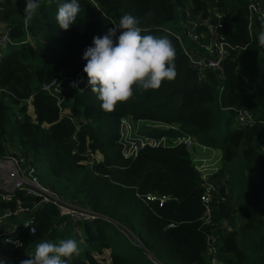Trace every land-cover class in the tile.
I'll return each instance as SVG.
<instances>
[{
    "label": "trees",
    "instance_id": "obj_1",
    "mask_svg": "<svg viewBox=\"0 0 264 264\" xmlns=\"http://www.w3.org/2000/svg\"><path fill=\"white\" fill-rule=\"evenodd\" d=\"M40 3L34 17L26 20L24 0H0V29L12 41L0 45V155L9 143L32 156L33 162L46 163L63 183L60 191L54 188L68 202L100 217L81 224V237H73L72 226L53 205L33 206L38 199L20 193L12 200H0L1 215L13 211L15 198L20 197L30 208L23 220L35 227L34 233H21L23 242L11 249V255L17 258L44 240L73 238L80 252L68 264H100L106 251L110 264H210L207 237L214 233L218 264H264L260 217L264 216V46L257 40L260 26L248 30L249 0H79L80 12L68 30L56 22L55 2ZM212 7L221 13L219 19L210 15ZM125 13L138 18L142 34L169 37L176 49L177 76L158 90L134 86L127 102L105 112L87 84L82 55L94 35L105 34ZM198 17H209L213 25L220 21L218 33L235 46L223 59L221 71L194 64L176 37L185 39L186 21ZM200 30L205 29L199 26ZM54 79L63 81L62 112L56 94L42 89L43 83ZM72 79H82L79 89L69 86ZM241 107L253 111L249 126L235 122ZM223 111L229 115L222 122ZM69 116L77 119V126ZM126 117L157 124L143 131L149 136L190 135L219 149L218 173L225 168L230 181L239 186L241 202L250 199L239 229L232 225L229 186L223 184H218L212 202L211 221L202 220L203 182L183 143L146 147L126 159L118 142L120 121ZM95 153L100 159L85 164ZM250 170L255 172L252 185L260 208L249 193L246 171ZM218 173L213 177L216 183ZM148 194L167 199L160 206L157 200H146Z\"/></svg>",
    "mask_w": 264,
    "mask_h": 264
},
{
    "label": "built area",
    "instance_id": "obj_2",
    "mask_svg": "<svg viewBox=\"0 0 264 264\" xmlns=\"http://www.w3.org/2000/svg\"><path fill=\"white\" fill-rule=\"evenodd\" d=\"M248 30L252 31L255 24L260 28H264V0H249L248 4ZM210 15H214L218 19L221 17V13L212 7ZM203 26L205 30L197 32V28ZM222 26L218 21L214 25L210 22L209 17L201 19L200 17L194 19H188L184 25V29L187 30L185 39L180 35H176L178 41L181 43L185 54L189 59L197 64L201 69L210 68L215 71H221L223 59L229 55V52L235 49L230 42L226 41L224 36L218 33V29ZM119 31L117 32V35ZM203 34L209 39L208 43L203 42ZM6 43H12L10 38L4 32L3 28L0 29V45ZM188 44L191 49L185 48ZM196 46L199 49H196ZM195 50H194V49ZM78 81V79H72L71 82ZM62 80L54 79L49 83H43L42 89L50 94L55 93L58 97L57 106L60 112L63 111L62 101L64 99L62 93ZM68 119L73 123L78 124L77 119L69 116ZM235 122L241 126H249L253 123V111L248 107H241L235 116ZM157 126V124H154ZM165 128H173V126L163 125ZM180 143H183L185 147L192 152V160L194 162L196 170L200 173L202 178L203 191L200 195V201L204 207L202 220L206 223L211 221L212 202L216 198L219 185L216 183V179L213 178L220 169L219 162L221 156H217L214 153V149L210 146L204 145L196 140L193 136L185 135L181 137ZM120 150L122 155L127 158H135L138 153L146 147H159L165 146V137H153L147 134H138L133 129L130 121L127 118H122L119 125V140ZM99 155L89 154L85 164L92 165L94 161L99 160ZM17 193L23 196H30L37 198L38 201L33 205L48 203L53 205L60 217L65 222H68L74 230H79L80 225L86 221H92L98 217L99 214L90 211L87 208L78 206L68 202L62 197L59 192L52 186L45 185L40 181L39 172L34 165L32 156L24 155L17 149H6L5 153L0 155V200H12ZM15 209L4 210L7 221V225L3 228L0 227V236L3 242L9 246L6 253L2 248L0 258L5 259L7 264L18 263L19 260L26 259L28 253L23 251L17 258L11 255L12 248L19 246L23 242L21 233L28 231L30 233L35 232V227L32 225V221L29 219L21 220L16 224L10 223L11 217H17V215H26L29 213L30 208L24 207L20 197L15 198ZM167 199V196H157L154 194L146 195V200H157L161 206ZM218 235L211 233L207 237L206 256L210 264H218V248H217ZM110 260V258H109ZM20 264V263H19Z\"/></svg>",
    "mask_w": 264,
    "mask_h": 264
},
{
    "label": "clouds",
    "instance_id": "obj_3",
    "mask_svg": "<svg viewBox=\"0 0 264 264\" xmlns=\"http://www.w3.org/2000/svg\"><path fill=\"white\" fill-rule=\"evenodd\" d=\"M57 5L55 15L59 28L68 30L80 12L79 0H48ZM23 13L31 20L41 7L40 0H24ZM147 15H151L148 13ZM135 16L125 13L119 23L108 28L103 35H94L91 45L83 51L86 62L82 71L87 84L101 101L105 112L115 110L118 103L127 102L134 94V86L141 91L158 90L162 83L176 78V49L167 35L144 33ZM119 34L117 35V32ZM258 44L264 46V28L258 33ZM82 79L70 83L78 88ZM80 252L76 239L44 240L20 264H68ZM0 264H7L0 258Z\"/></svg>",
    "mask_w": 264,
    "mask_h": 264
},
{
    "label": "rangeland",
    "instance_id": "obj_4",
    "mask_svg": "<svg viewBox=\"0 0 264 264\" xmlns=\"http://www.w3.org/2000/svg\"><path fill=\"white\" fill-rule=\"evenodd\" d=\"M179 28H180V25H179ZM211 39L212 38L209 39L206 35L203 34V42L204 43H208ZM185 48L191 49V47L188 44H186ZM228 115H229V112L223 111L221 121L223 122ZM222 122H220V124L218 126V129L220 128ZM130 123H131V125H132V127H133V129L135 130L136 133H137V130L139 131V130H144L145 129V126H143V127H137V125L135 123H132V122H130ZM6 145H7V150L8 149H11V150L14 149V146L13 145H11L9 143H7ZM262 152H264V147H262ZM34 165L37 167V170L39 172L40 181L43 184L49 185V186H52V187H55L58 191H60L62 189L63 183L60 180H57L54 176H52V174L50 173L49 168H48V166H47L46 163L37 164L36 162H34ZM219 170H221V167H220ZM219 173H220V171H219ZM226 174H227V176L229 175V173L224 168L221 171V175L220 174L218 175V179L220 181V182H218V184H223L225 186H229L228 187V191H227L228 193H227V196L226 197L229 200V202L231 203L232 208L234 210V212H233V221H232L233 224L232 225L234 226L235 229L238 230L239 227L243 224V220L245 219V217H244V214L246 213L245 204L247 202H250V199H247L245 201V204L243 202H241V198L239 197V194H240V192H239V186L238 185H235V183L233 182V180L229 181L230 182V185H228V181L226 180L227 179L226 178ZM246 175H247V180H248V183H249V193H250L251 196L253 194V196L255 197V200L256 201L254 200L253 196H252V200L255 202L256 207L257 208H260L261 207L260 206V203H259V201H257L258 200L257 199L258 198V194H257L258 192H257V190L252 185V183L253 182L255 183V181H256V177L254 176L255 175V172L254 171H251V170L250 171H246ZM229 176H228V178H229ZM230 178H231V176H230ZM255 194H256V196H255ZM62 196L64 198H66L64 195H62ZM257 211H259V213H262L260 210H257ZM4 214H5V212H2L1 213V215H0V222L3 221L6 218L4 216ZM252 214H254V213H252ZM254 215H255V217L259 216L257 214H254ZM24 216L25 215H22V219L24 218ZM260 217L262 219H264V216L262 214H261ZM79 234H80V228H79V231H77V236H79ZM71 235L73 237H76V230H73V232L71 233ZM80 237L81 236H79V238ZM2 248L4 249V252L6 253V251L9 248V246H7V244L4 243L3 242V239L0 237V250ZM0 254H1V251H0Z\"/></svg>",
    "mask_w": 264,
    "mask_h": 264
},
{
    "label": "crops",
    "instance_id": "obj_5",
    "mask_svg": "<svg viewBox=\"0 0 264 264\" xmlns=\"http://www.w3.org/2000/svg\"><path fill=\"white\" fill-rule=\"evenodd\" d=\"M130 122H132V123H135L136 125H137V127H143V126H145V129L146 128H152L153 126H156V125H154L155 123H153V122H151V121H137V122H134V121H132L130 118H128V117H126ZM144 124V125H143ZM160 126V125H159ZM163 126V125H162ZM144 129V130H145ZM119 130V129H118ZM144 130H137V133L138 134H144ZM145 135V134H144ZM165 137V136H164ZM182 138L181 137H176V138H166L165 137V143H166V145H175V144H178V143H180ZM214 149V153H215V155H217V156H221V151L219 150V149H215V148H213ZM192 153V152H191ZM97 154V153H96ZM97 155H99V154H97ZM99 157H101L100 155H99ZM221 165H222V163H221V160H220V162H219V166L221 167ZM227 178V179H226ZM226 180L227 181H230V177L228 178V176H227V174H226ZM232 180V179H231ZM23 220L22 219V215L20 214V215H17V217H11L10 218V222H11V224H16V223H18V222H20L21 220ZM7 225V221H5V220H3V221H1L0 222V227L1 228H3V227H5ZM74 230V229H73ZM77 231H79V230H77ZM77 231H76V234H77ZM81 235V230H80V234H79V236ZM34 251V248L33 249H31L29 252H28V256L31 254V252H33ZM98 257V256H97ZM99 258V257H98ZM100 264H110V260H109V252L108 251H106L105 252V254L102 256V259H100Z\"/></svg>",
    "mask_w": 264,
    "mask_h": 264
},
{
    "label": "bare ground",
    "instance_id": "obj_6",
    "mask_svg": "<svg viewBox=\"0 0 264 264\" xmlns=\"http://www.w3.org/2000/svg\"><path fill=\"white\" fill-rule=\"evenodd\" d=\"M49 94V93H48ZM235 123V122H234Z\"/></svg>",
    "mask_w": 264,
    "mask_h": 264
}]
</instances>
